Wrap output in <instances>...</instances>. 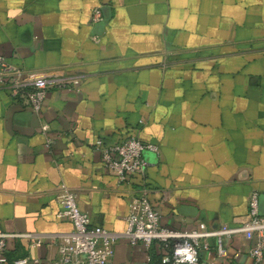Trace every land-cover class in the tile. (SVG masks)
<instances>
[{"label": "crops", "instance_id": "crops-1", "mask_svg": "<svg viewBox=\"0 0 264 264\" xmlns=\"http://www.w3.org/2000/svg\"><path fill=\"white\" fill-rule=\"evenodd\" d=\"M0 55L23 76L80 80L49 89L38 113L0 83L8 262L52 264L72 230L56 216L61 185L114 232L142 192L176 231L239 226L253 191L264 216V0H0ZM129 136L158 151L145 148L144 172L119 181L98 141ZM207 241L199 264H253L254 235L225 237L224 256ZM163 253L120 238L107 264H160Z\"/></svg>", "mask_w": 264, "mask_h": 264}, {"label": "built area", "instance_id": "built-area-1", "mask_svg": "<svg viewBox=\"0 0 264 264\" xmlns=\"http://www.w3.org/2000/svg\"><path fill=\"white\" fill-rule=\"evenodd\" d=\"M100 10L93 12V19H99ZM22 69L7 63L0 55V83L8 90L11 98L32 112L41 111L49 89L76 88L79 79L53 73L42 76H23ZM101 157L107 171L119 181L130 175L144 172L147 162L142 157L145 148L158 151L152 143H145L135 136H129L120 142L103 146ZM61 209L56 216L67 219L72 224L69 233L62 234L57 243V253L52 264H107L114 253V245L125 238L130 245L143 244L149 247L154 241L163 246V262L166 264H199L198 249L208 250L209 237H215L216 254L224 256L225 237L234 234L254 235L255 242L249 250L253 264H259L264 256V216L259 213V193H250L247 201L248 211L245 220L237 227L223 226L208 231L204 224L198 230L176 231L160 224V216L147 199L145 192L133 196L128 204L125 217L126 227L122 232L109 231L99 225L90 224L89 215L77 204L76 193L61 185L57 195ZM13 234L0 230V264H11L5 256L6 239ZM16 235V234H15ZM26 259L14 260L12 264H24Z\"/></svg>", "mask_w": 264, "mask_h": 264}, {"label": "trees", "instance_id": "trees-1", "mask_svg": "<svg viewBox=\"0 0 264 264\" xmlns=\"http://www.w3.org/2000/svg\"><path fill=\"white\" fill-rule=\"evenodd\" d=\"M154 242H158V243H160V244H161V246H162V248H163V246H164V245H163L161 242H159V241H154ZM159 258H160V260H161V263H162L163 254H162V256H161V257H159ZM158 260H159V259H158ZM160 260H159V261H160ZM11 262H12V261H11ZM161 263H160V264H161ZM162 264H166V263H162Z\"/></svg>", "mask_w": 264, "mask_h": 264}]
</instances>
